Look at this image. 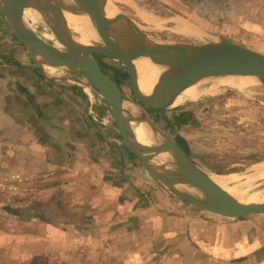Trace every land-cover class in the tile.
Returning <instances> with one entry per match:
<instances>
[{
    "label": "crops",
    "instance_id": "0c3cea01",
    "mask_svg": "<svg viewBox=\"0 0 264 264\" xmlns=\"http://www.w3.org/2000/svg\"><path fill=\"white\" fill-rule=\"evenodd\" d=\"M11 42H0V159L38 185H20L0 214V264H264V215L148 197L103 98L80 79L14 71Z\"/></svg>",
    "mask_w": 264,
    "mask_h": 264
},
{
    "label": "rangeland",
    "instance_id": "374dc122",
    "mask_svg": "<svg viewBox=\"0 0 264 264\" xmlns=\"http://www.w3.org/2000/svg\"><path fill=\"white\" fill-rule=\"evenodd\" d=\"M110 1L139 30L154 39L188 44L223 40L264 55V0ZM0 10L5 16L0 42L8 39L14 45L8 44L4 48L14 51L11 69L16 71L26 67L23 66L26 64L40 70L23 42L15 35L1 3ZM91 44L92 47L101 46V43L95 41ZM60 50L66 52L67 48L62 45ZM91 57L110 79L114 78L121 84L126 95L134 102L136 110L144 113L161 133L208 175H232L244 180L254 173L253 169L264 165V84L256 78L223 76L238 79V83H241L239 88L216 84L202 91L196 99L172 111H156L142 105L133 95L121 62L106 55L91 54ZM43 73L46 72L43 70ZM48 75L58 78L78 77L59 68L57 74ZM5 163L6 159L1 158L0 214L8 212V200L20 197V185H28L30 190L38 185L36 175L24 178L26 182L22 183L23 175L9 172L10 169L7 171ZM142 169L148 180V185L144 187L148 197L158 194L176 199L164 191L143 166ZM255 183L257 190L250 194L263 196L264 177ZM7 185H18L19 188L6 189ZM263 215L251 214L247 217Z\"/></svg>",
    "mask_w": 264,
    "mask_h": 264
},
{
    "label": "water",
    "instance_id": "95a60500",
    "mask_svg": "<svg viewBox=\"0 0 264 264\" xmlns=\"http://www.w3.org/2000/svg\"><path fill=\"white\" fill-rule=\"evenodd\" d=\"M0 3L15 35L23 42L42 72L45 65L63 69L78 77L62 79L83 80L103 98L111 109L112 119L125 147L141 161L147 174L169 195L227 218L264 214V202L238 200L215 183L191 158L186 157L144 113L136 110L134 102L103 73L91 57V54L106 55L121 62L129 75L130 90L142 105L153 110L172 111L180 106L172 104L186 88L209 78L248 76L264 84L263 54L223 40L188 44L154 39L139 30L110 0H0ZM107 7L112 10V16H107ZM25 9L33 10L42 17H50L45 24L54 38L62 41L66 52L51 44L38 43L36 35L24 24ZM96 10L101 14L108 34L107 40L114 50L104 53L98 47L90 46L78 54L70 36L55 22L65 20V14L79 16ZM161 53L182 56V65L165 91L144 94L137 84L135 61ZM44 74L52 79L58 78ZM137 116H141L152 131L148 137L149 144L138 143L134 135L131 124ZM154 149L170 153L182 169L173 172L156 165Z\"/></svg>",
    "mask_w": 264,
    "mask_h": 264
},
{
    "label": "bare ground",
    "instance_id": "6f19581e",
    "mask_svg": "<svg viewBox=\"0 0 264 264\" xmlns=\"http://www.w3.org/2000/svg\"><path fill=\"white\" fill-rule=\"evenodd\" d=\"M106 14L107 16L113 15L112 10L108 7ZM49 19L50 17H42L30 9L23 11L24 24L36 35L38 43L41 45L50 43L54 48L60 49L62 41L56 40L45 24V22H49ZM55 23L70 36L74 43L75 51L78 54L82 53L87 47L92 46V41L101 43L99 50L104 53H111L114 50V46L107 40L108 34L102 22L101 14L97 10L79 16L65 14V20H57ZM182 60V56H171L161 53L142 57L135 61L138 74L137 84L141 92L144 94H159L165 91L169 87L174 74L182 65ZM43 70L48 74H57V68L55 67L45 65ZM238 82L236 78L227 79L223 77H214L200 81L186 88L175 99L172 106L182 105L189 100H194L199 97L202 91L210 89L216 86V84L239 88L241 83L239 84ZM131 126L138 143L142 145L150 143L148 137L152 131L144 123L141 116H137ZM153 155L154 161L159 167L173 172L182 169V166H178L175 162L173 156L162 149H154ZM253 171L254 173L246 176L244 180L232 175L209 174V177L240 201L264 202V195L250 194V192L257 190L255 186L257 179L264 177V165L258 166Z\"/></svg>",
    "mask_w": 264,
    "mask_h": 264
},
{
    "label": "flooded vegetation",
    "instance_id": "af4514ba",
    "mask_svg": "<svg viewBox=\"0 0 264 264\" xmlns=\"http://www.w3.org/2000/svg\"><path fill=\"white\" fill-rule=\"evenodd\" d=\"M99 66V65H98ZM100 68H101V66H99ZM101 70L103 71V69L101 68ZM126 70V69H125ZM103 73H104V71H103ZM105 74V73H104ZM106 75V74H105Z\"/></svg>",
    "mask_w": 264,
    "mask_h": 264
}]
</instances>
